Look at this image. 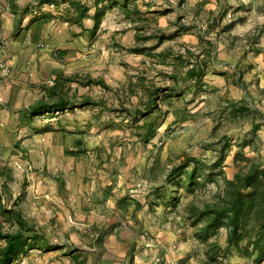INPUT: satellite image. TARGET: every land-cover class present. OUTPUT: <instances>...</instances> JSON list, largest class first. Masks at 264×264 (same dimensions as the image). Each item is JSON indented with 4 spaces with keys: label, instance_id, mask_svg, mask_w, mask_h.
<instances>
[{
    "label": "rangeland",
    "instance_id": "rangeland-1",
    "mask_svg": "<svg viewBox=\"0 0 264 264\" xmlns=\"http://www.w3.org/2000/svg\"><path fill=\"white\" fill-rule=\"evenodd\" d=\"M86 2L87 48L62 57L79 64L63 77L72 106L34 116L20 130L26 144L0 165L3 204L55 245L14 264H264L228 250L226 228L205 241L190 216L226 178L264 166V0ZM193 66L204 74L186 78ZM158 87L151 117L124 112L143 110ZM12 223L0 207V226Z\"/></svg>",
    "mask_w": 264,
    "mask_h": 264
},
{
    "label": "crops",
    "instance_id": "crops-1",
    "mask_svg": "<svg viewBox=\"0 0 264 264\" xmlns=\"http://www.w3.org/2000/svg\"><path fill=\"white\" fill-rule=\"evenodd\" d=\"M60 1L41 5L40 0H0V63L6 62L12 70L6 76L0 69V165L3 167L12 164V150L27 142L22 140L25 138L20 130L24 131V125L29 129L33 123L29 107L49 98L57 78L71 74L72 68L78 67L76 61L63 60L61 52L81 54L87 48L78 42L86 41L88 29H93V8L86 2L90 11L82 16L81 10ZM76 33H81L79 39L74 37ZM46 40L50 47L39 48V43ZM260 61L257 60L261 66H257L256 73L264 89V61ZM136 245L133 236L131 246Z\"/></svg>",
    "mask_w": 264,
    "mask_h": 264
},
{
    "label": "trees",
    "instance_id": "trees-1",
    "mask_svg": "<svg viewBox=\"0 0 264 264\" xmlns=\"http://www.w3.org/2000/svg\"><path fill=\"white\" fill-rule=\"evenodd\" d=\"M55 1L58 0H40V4H54ZM61 1L69 2L72 7L81 10L82 16L90 11L82 0ZM101 16L100 12L96 15L94 27L96 31L99 28ZM65 54L61 52V56ZM203 74L200 67L193 66L187 70L186 78L194 79ZM63 77L65 78L64 74L60 75L57 83L51 88L50 99L43 98L29 107L28 112L31 117L62 112L72 106V98L63 92ZM89 81L91 83V80ZM161 90L162 88L158 87L150 92L143 110L137 108L132 112L129 108H125L124 112L135 119L151 117L159 109ZM167 90L168 88H165V91ZM88 104H93V102L88 101ZM145 125L147 130L141 134V137L149 140L155 134L154 124L151 121ZM77 145L82 147L83 141L79 140ZM71 153L78 155L73 151ZM190 161L194 160H186L173 172L176 173L188 167ZM3 196V191L0 190L2 212L7 220L17 225L18 229L5 231L0 226V264H14L33 248L53 247L54 244L47 239L41 228L28 222L17 208L8 209L3 204ZM190 216L196 226L200 225L199 233L205 241H208L211 235L217 234L222 228H226L228 230L226 244L228 250H237L248 258L261 260L264 257V166L252 164L247 172H240L232 179L226 178L225 189L218 195L217 201L206 202L203 206L192 205ZM212 249L217 253L222 248L219 244H213Z\"/></svg>",
    "mask_w": 264,
    "mask_h": 264
},
{
    "label": "built area",
    "instance_id": "built-area-1",
    "mask_svg": "<svg viewBox=\"0 0 264 264\" xmlns=\"http://www.w3.org/2000/svg\"><path fill=\"white\" fill-rule=\"evenodd\" d=\"M49 47H50V44L48 43L47 40L39 43V48L47 49ZM0 69L3 72V74L6 76L11 75V73H12L11 67L6 62L0 63ZM140 189H141V186H140Z\"/></svg>",
    "mask_w": 264,
    "mask_h": 264
}]
</instances>
